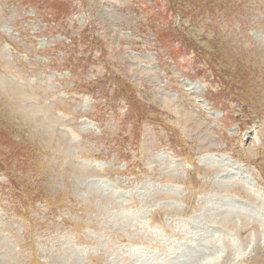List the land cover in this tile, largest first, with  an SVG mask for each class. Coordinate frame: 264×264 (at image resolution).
Segmentation results:
<instances>
[{"label": "rangeland", "instance_id": "obj_1", "mask_svg": "<svg viewBox=\"0 0 264 264\" xmlns=\"http://www.w3.org/2000/svg\"><path fill=\"white\" fill-rule=\"evenodd\" d=\"M46 8L0 0V264H264V0Z\"/></svg>", "mask_w": 264, "mask_h": 264}, {"label": "trees", "instance_id": "obj_2", "mask_svg": "<svg viewBox=\"0 0 264 264\" xmlns=\"http://www.w3.org/2000/svg\"><path fill=\"white\" fill-rule=\"evenodd\" d=\"M32 3H36L38 5H46L49 3H52L56 6H60L63 7L65 5V3L68 2V0H30ZM204 55L208 56L209 54L207 52L203 53ZM217 61L220 58L219 56L214 57ZM209 66L211 67L212 72L214 73L215 77L217 78H221L224 79V76L226 74H229L228 70L222 71L220 70V68H218V65L216 63H210L209 61ZM225 73V74H224ZM219 81V80H218ZM230 95L241 98V99H246L249 95V91L248 90H243V91H233L230 93Z\"/></svg>", "mask_w": 264, "mask_h": 264}]
</instances>
